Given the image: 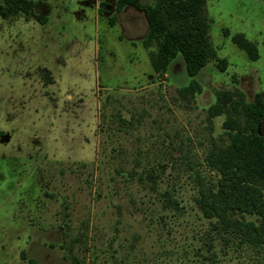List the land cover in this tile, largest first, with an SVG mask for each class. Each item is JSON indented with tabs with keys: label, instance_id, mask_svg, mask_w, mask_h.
Masks as SVG:
<instances>
[{
	"label": "rangeland",
	"instance_id": "1",
	"mask_svg": "<svg viewBox=\"0 0 264 264\" xmlns=\"http://www.w3.org/2000/svg\"><path fill=\"white\" fill-rule=\"evenodd\" d=\"M31 1L27 15L0 0V264H264L196 204L217 179L208 152L229 143L208 108L224 91L264 93V0H207L218 60L190 100L183 57L155 74L116 0Z\"/></svg>",
	"mask_w": 264,
	"mask_h": 264
},
{
	"label": "trees",
	"instance_id": "2",
	"mask_svg": "<svg viewBox=\"0 0 264 264\" xmlns=\"http://www.w3.org/2000/svg\"><path fill=\"white\" fill-rule=\"evenodd\" d=\"M46 1V0H43ZM207 0H116L120 14L134 7L147 18L149 30L142 41L151 50V65L155 74L164 76L169 66L181 55L191 78L189 85L179 90L183 99H193L202 92L195 77L211 61L218 60L210 39ZM7 12L29 14L35 7L31 0H6ZM116 17L110 19L114 26ZM232 41L248 57L256 61L259 50L244 34ZM227 60H219L225 71ZM209 118L224 115L223 128L229 139L227 146L208 152L205 164L216 172L217 179L200 187L196 204L210 221L212 230L222 240L237 248L264 251V136L259 126L264 121V93L247 102L244 94L224 91L208 108ZM123 122V121H122ZM212 186V187H211ZM173 203L177 205L175 199Z\"/></svg>",
	"mask_w": 264,
	"mask_h": 264
},
{
	"label": "crops",
	"instance_id": "3",
	"mask_svg": "<svg viewBox=\"0 0 264 264\" xmlns=\"http://www.w3.org/2000/svg\"><path fill=\"white\" fill-rule=\"evenodd\" d=\"M103 3H98V8ZM106 5V4H104ZM131 15L128 21H126V25L124 24V32L127 37L128 42H132L134 45H141V41L146 37L149 26L147 22V18L145 14L134 7H127L121 12V19L123 16ZM96 22H98V15H95Z\"/></svg>",
	"mask_w": 264,
	"mask_h": 264
},
{
	"label": "water",
	"instance_id": "4",
	"mask_svg": "<svg viewBox=\"0 0 264 264\" xmlns=\"http://www.w3.org/2000/svg\"><path fill=\"white\" fill-rule=\"evenodd\" d=\"M100 7H101L102 9H104V10L108 9V7H107L106 5H104V4H102Z\"/></svg>",
	"mask_w": 264,
	"mask_h": 264
}]
</instances>
